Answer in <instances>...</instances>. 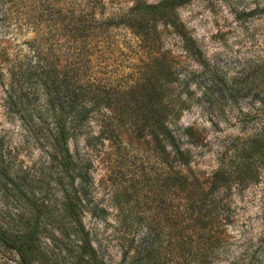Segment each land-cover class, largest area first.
<instances>
[{
  "label": "rangeland",
  "instance_id": "obj_1",
  "mask_svg": "<svg viewBox=\"0 0 264 264\" xmlns=\"http://www.w3.org/2000/svg\"><path fill=\"white\" fill-rule=\"evenodd\" d=\"M102 1L103 13L111 14L129 6L131 0ZM35 5L34 0H0V67L5 71L0 83V146L17 176L49 205L32 221L37 251L28 263L70 264L66 251L73 242L66 237L61 214V194L55 184L59 174L48 159L49 147L43 139L51 125L45 113L46 96L38 76L28 74L35 70L29 43L35 33L45 30ZM263 7L264 0H192L177 7L176 14L209 66L227 78L247 67L264 71ZM248 11L253 14L245 16ZM159 29L164 44L177 54L175 33L167 27ZM177 60L184 70L181 75H187L183 82H188L180 83L178 89L183 86L181 98L188 99L189 106L172 128L180 134L181 149L189 157L183 174L204 190L219 163H235L232 157L240 139L264 125V95L256 100L251 95L259 93L249 92L230 100L214 89L212 102L207 103L199 98L207 83L201 67L191 59ZM246 112L249 117L243 116ZM98 116L94 112L67 142L76 164L80 220L98 264H264V165L257 169L256 181L231 184L228 192L219 193L226 209L213 227L219 242L210 252L209 232L194 226V214L182 193L173 185L159 192L164 173L172 171L146 143L147 137L134 139L132 130L125 127L115 129L117 140L111 139L101 129ZM192 189L194 197L200 195L195 184ZM13 207L16 226L25 210L20 204ZM22 263L13 246L0 243V264Z\"/></svg>",
  "mask_w": 264,
  "mask_h": 264
},
{
  "label": "trees",
  "instance_id": "obj_2",
  "mask_svg": "<svg viewBox=\"0 0 264 264\" xmlns=\"http://www.w3.org/2000/svg\"><path fill=\"white\" fill-rule=\"evenodd\" d=\"M34 1L36 17L45 30L35 33L29 43L35 70L28 74L38 76L41 93L46 96L45 113L51 125L43 139L49 147L48 159L59 174L55 184L61 194V214L66 237L73 242L66 251L70 264H98L80 220L81 201L74 184L76 164L67 148L70 135L94 112L111 139L117 140L115 129L125 127L132 130L134 139L147 137L146 143L151 144L163 166L172 171L170 175L164 173L159 192L165 193L173 185L182 193L194 214L192 223L209 232L208 250L214 252L219 240L213 227H217L226 209L218 195L223 190L228 192L231 184L244 186L256 181L257 169L264 165V125L240 139L232 157L235 163H219L202 190L200 184L183 174L189 157L181 149L180 134L176 135L172 128L189 106L188 99L181 98L183 86L178 89L180 83L188 82H183L187 75H181L184 70L177 59H191L201 67L207 83L201 87L199 98L207 103L212 102L214 89L230 100L256 92L259 95L251 97L259 100L264 95L263 69L247 67L233 77H219L177 18L176 8L192 0H131L129 6L111 14L103 13L102 0ZM251 14L253 11L244 15ZM159 27L175 33L177 54L164 44ZM121 30L125 32L119 34ZM4 75L0 67L1 84ZM243 116L249 117L250 112ZM2 150L1 144L0 243L13 246L22 264H29L37 251V231L32 221L49 205L17 176ZM193 184L200 189L196 197ZM17 204L25 211L15 226L12 217Z\"/></svg>",
  "mask_w": 264,
  "mask_h": 264
}]
</instances>
